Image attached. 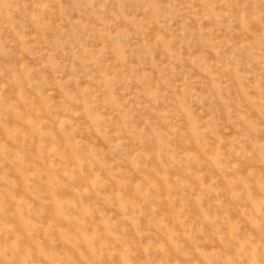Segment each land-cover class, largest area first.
<instances>
[{
  "label": "rangeland",
  "instance_id": "1",
  "mask_svg": "<svg viewBox=\"0 0 264 264\" xmlns=\"http://www.w3.org/2000/svg\"><path fill=\"white\" fill-rule=\"evenodd\" d=\"M0 264H264V0H0Z\"/></svg>",
  "mask_w": 264,
  "mask_h": 264
}]
</instances>
